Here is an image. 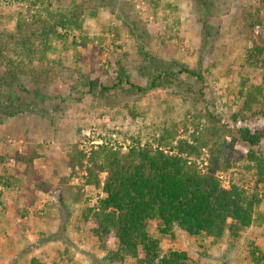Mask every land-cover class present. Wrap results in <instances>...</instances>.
I'll use <instances>...</instances> for the list:
<instances>
[{
	"label": "rangeland",
	"instance_id": "rangeland-1",
	"mask_svg": "<svg viewBox=\"0 0 264 264\" xmlns=\"http://www.w3.org/2000/svg\"><path fill=\"white\" fill-rule=\"evenodd\" d=\"M257 2L110 0L95 16L84 17L79 29L59 30L63 38L51 42L53 49L43 62L33 60V71L22 80L0 83L2 95L18 92L21 83L28 91L38 90L35 97L26 95L32 110L0 123V180L12 181L7 187L0 184V264H23L32 256L52 264L57 249L63 252L61 264H100L105 252L98 250L96 238L78 218L83 208L95 206L104 195L101 187L85 182V167H93L88 156L101 143L123 150L145 144L175 151L177 141L187 140L197 147L193 159L199 169L212 170L222 186H228L233 168L245 163L247 152L246 144L236 139V129L264 128V114L245 111L232 118L241 111L240 86L246 89L261 79L260 70L240 64L245 46L252 43L242 13ZM82 4L86 5L83 0H44L37 5L0 0V55L23 58L15 45L18 19L35 28L45 7L56 12ZM134 25L142 35L131 34ZM27 30L31 29L23 33ZM260 34L264 26L256 25L252 39ZM141 48L158 62L172 63L174 69L187 65L207 80L181 75V85L128 92L129 83L119 84L117 72L122 66L130 82L146 85ZM5 70L0 63V74ZM89 80L96 81L98 89L117 83L123 90L117 86L106 96L90 94ZM258 106L254 103L253 111ZM259 150L264 154V139ZM17 154L30 157L32 164L18 161ZM97 174L102 183L104 172ZM254 186L255 176H249L247 190ZM257 188L264 215V185ZM263 227L264 222L252 224L239 242L227 233L214 242L178 227L174 236H163L153 223L148 232L164 249L185 250L195 261L189 264H253L245 242L255 236V243L264 246Z\"/></svg>",
	"mask_w": 264,
	"mask_h": 264
},
{
	"label": "trees",
	"instance_id": "trees-1",
	"mask_svg": "<svg viewBox=\"0 0 264 264\" xmlns=\"http://www.w3.org/2000/svg\"><path fill=\"white\" fill-rule=\"evenodd\" d=\"M26 1L37 5L44 0ZM83 2L86 5H74L67 10L56 12L45 7L44 16L39 15L35 21V28L32 24L28 25L24 18L18 19L16 31L20 36L16 38L15 45L19 50L17 54L23 58L15 60L0 55V63L6 69L0 74V83L13 85L22 80L23 74L33 71V60L43 62L45 54L53 49L51 42L63 38L64 33L59 30L79 29L84 17L95 16L100 6L110 4V0ZM241 22L245 27L246 36L252 40L250 46H245L241 67L260 70L261 79L258 84L246 89L243 85L240 86L238 94L243 98V102L240 113H233V120L245 111L264 114V34L252 39L253 28L256 25L264 26V0H258L256 5L244 8ZM26 28L31 30L23 33ZM129 31L136 36L143 33L139 32L136 25L132 29L129 28ZM140 52L144 61L141 70L144 72L146 85L130 82V77L122 66L117 72L119 84L123 81L129 83L128 92L136 90L145 93L155 87L181 85L184 83L181 75L200 82L207 80L205 74L187 65L179 64L180 67L174 69L172 63L161 59L160 62L156 61L143 48ZM18 86V92L9 91L2 95L0 91V97L3 96L0 98V123L5 118L32 110V104L26 101V95L35 97L38 90L28 91L23 83ZM117 86L115 83L98 89L97 82L89 80L87 92L106 96ZM254 103L259 104L256 111H253ZM208 116L213 120L218 119L212 113ZM236 133V139L246 144L247 152L245 163L237 167L239 169L233 168L227 187L222 186L212 170L199 169L193 159V155H198L197 147L187 140L177 141L175 151L165 150L160 145L151 148L145 144L128 146L123 150L122 147L116 149L101 143L99 149L88 156V162L93 167H85V182L97 188L101 187L104 195L98 198L95 206L83 208L78 218V222L86 225L88 231L96 238L98 250L105 252L99 260L100 264H124L127 260H131V264L195 262L185 250L164 249L159 240L148 232L152 223L163 236H174L175 228L178 227L189 235L211 237L214 242L225 233L233 242H239L248 227L254 223L262 224L264 215L258 208L261 197L256 189L259 183L264 185V154L259 150L264 139V128L254 131L237 128ZM163 140L164 136H161L159 141ZM16 159L26 166L32 164V159L27 156L17 154ZM97 171L105 174L102 183ZM249 176H255V190L249 191L246 188ZM0 182L4 187L12 184L9 179H1ZM262 229L264 230V227ZM50 238L55 239L53 236ZM262 242L264 244V231ZM245 246L253 264H264V246L255 243V236L247 237ZM55 251L58 258L55 257L52 264H61L63 252L59 249ZM23 264L46 263L32 256Z\"/></svg>",
	"mask_w": 264,
	"mask_h": 264
}]
</instances>
